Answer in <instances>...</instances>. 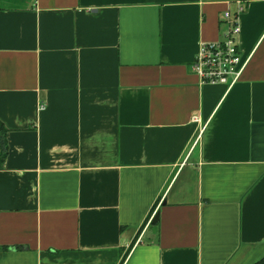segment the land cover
<instances>
[{"label": "crops", "instance_id": "1", "mask_svg": "<svg viewBox=\"0 0 264 264\" xmlns=\"http://www.w3.org/2000/svg\"><path fill=\"white\" fill-rule=\"evenodd\" d=\"M239 1L0 0V264L264 259V0L233 88L191 71Z\"/></svg>", "mask_w": 264, "mask_h": 264}, {"label": "built area", "instance_id": "2", "mask_svg": "<svg viewBox=\"0 0 264 264\" xmlns=\"http://www.w3.org/2000/svg\"><path fill=\"white\" fill-rule=\"evenodd\" d=\"M237 12L224 14L227 31L217 42H204L191 64V71L199 77L201 83L221 84L227 89L233 88L241 79L247 66L246 58L240 49L238 38L241 34L239 16L245 10L243 1H239Z\"/></svg>", "mask_w": 264, "mask_h": 264}, {"label": "trees", "instance_id": "3", "mask_svg": "<svg viewBox=\"0 0 264 264\" xmlns=\"http://www.w3.org/2000/svg\"><path fill=\"white\" fill-rule=\"evenodd\" d=\"M7 134V130L4 127V125L0 122V139L3 140L2 142V152L0 153V169L3 167L4 162L6 160L7 157V144H6V140H5V136ZM256 264H264V259H262L261 261H259Z\"/></svg>", "mask_w": 264, "mask_h": 264}, {"label": "water", "instance_id": "4", "mask_svg": "<svg viewBox=\"0 0 264 264\" xmlns=\"http://www.w3.org/2000/svg\"><path fill=\"white\" fill-rule=\"evenodd\" d=\"M158 219H159V214L156 213L155 216H154V218L152 219L151 222H152L153 224H156V223L158 222Z\"/></svg>", "mask_w": 264, "mask_h": 264}]
</instances>
